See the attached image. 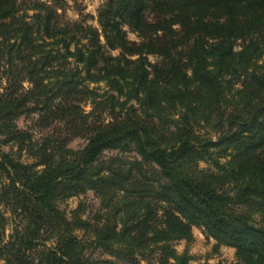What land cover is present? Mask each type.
Segmentation results:
<instances>
[{
  "label": "trees",
  "instance_id": "16d2710c",
  "mask_svg": "<svg viewBox=\"0 0 264 264\" xmlns=\"http://www.w3.org/2000/svg\"><path fill=\"white\" fill-rule=\"evenodd\" d=\"M96 20L0 0V264H187L192 227L235 249L215 264H264V0H105ZM28 114L84 145L35 140ZM86 192L91 217L60 207Z\"/></svg>",
  "mask_w": 264,
  "mask_h": 264
},
{
  "label": "rangeland",
  "instance_id": "374dc122",
  "mask_svg": "<svg viewBox=\"0 0 264 264\" xmlns=\"http://www.w3.org/2000/svg\"><path fill=\"white\" fill-rule=\"evenodd\" d=\"M47 3L56 11V18L59 24H73L76 22L97 26V13L105 0H38ZM127 38L131 41H138L136 33L130 32L127 27ZM116 54V52H112ZM151 60L154 58L151 56ZM26 85V84H25ZM103 88V84H98ZM90 86H95L90 84ZM85 110H89V105L83 106ZM19 128L31 133L35 140L41 141L47 139L51 142L59 138H67V146L73 150L80 149L85 140L83 137L70 136L69 127L58 120H49L47 122L37 121L36 114H28L20 116L17 120ZM116 151L105 152L104 156L115 155ZM122 156L126 159H131L133 153H124ZM205 166L204 163H200ZM79 203L84 207V215L91 217L99 208V199L92 192H86L81 195L73 196L66 199L60 204V207L69 213ZM192 237L190 240H179L173 243V247L178 254L185 252L189 256L187 264H202L208 262L215 263H233L237 262L238 258L235 255V249L229 246L217 244L212 238L207 237L203 230L199 227H192ZM140 264H147L146 261H141ZM149 264H157L155 260Z\"/></svg>",
  "mask_w": 264,
  "mask_h": 264
}]
</instances>
